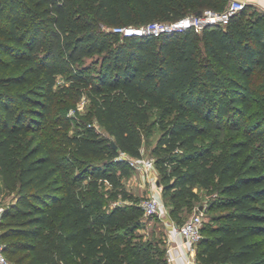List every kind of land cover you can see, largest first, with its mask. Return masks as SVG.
<instances>
[{"label":"trees","instance_id":"obj_1","mask_svg":"<svg viewBox=\"0 0 264 264\" xmlns=\"http://www.w3.org/2000/svg\"><path fill=\"white\" fill-rule=\"evenodd\" d=\"M229 2L0 0V181L12 195L0 228L9 259L171 264L165 237L164 248L127 238L136 214L105 209L103 191L134 168L121 153L142 157L143 130L156 122L158 182L172 218L183 223L195 204L193 183L215 192L199 264H264V8L247 4L201 31L115 30ZM60 77L86 89L88 112L58 110ZM202 137L210 144L199 145Z\"/></svg>","mask_w":264,"mask_h":264},{"label":"rangeland","instance_id":"obj_2","mask_svg":"<svg viewBox=\"0 0 264 264\" xmlns=\"http://www.w3.org/2000/svg\"><path fill=\"white\" fill-rule=\"evenodd\" d=\"M247 4H250V11L254 9L262 10L263 7L258 5L254 0H247ZM96 57V56H95ZM88 58L87 62L95 61L97 58ZM57 89L59 90L58 97V110L65 111L68 110L70 114H74L75 107L83 100H86V103L81 112L86 113L91 109V102L88 96V93L85 88H78L72 86L71 82L65 77H60ZM73 110V113L71 112ZM249 122V121H246ZM98 129L103 133L107 134L105 129L97 126ZM76 128V122L71 123V129ZM143 144L141 147L142 156L152 157L157 160V157L160 153L158 141L161 135V130L159 124L156 122L150 128L143 130ZM211 138L202 137L199 140V145H208L210 144ZM128 157L131 156L124 152ZM133 157V156H131ZM157 179L161 176V171L156 167ZM155 185V182L149 179V176L140 172L136 168H132L128 175L122 176L119 181L109 182L106 181L103 185V191L106 193V205L105 209L109 210L115 206H124L128 211L136 214L134 216V223H137L136 226L132 227V230L127 233V238L137 241H149L157 247H166V244L163 243L166 227L164 225L163 219L159 215H146L137 207V203L151 193V188ZM191 188L198 192L199 196L195 199V204L192 207H187L182 211L181 219H177L180 222L186 221L195 211L200 210L203 207L205 213V220H209V215L213 212L208 211V203L214 194V190L205 189L197 183H193ZM161 189L163 187L161 186ZM12 195L8 194L6 189L3 188L0 181V205L4 206L10 201ZM165 204L171 211L172 203L169 198H165ZM171 214V212H170ZM131 225V224H129ZM100 227V226H99ZM103 227V226H102ZM10 260L12 262L13 259Z\"/></svg>","mask_w":264,"mask_h":264},{"label":"built area","instance_id":"obj_3","mask_svg":"<svg viewBox=\"0 0 264 264\" xmlns=\"http://www.w3.org/2000/svg\"><path fill=\"white\" fill-rule=\"evenodd\" d=\"M247 0H230L226 8L222 11L214 9H206L201 16L188 14L173 22H152L141 27H115V30L122 32L126 35H142V34H155L159 35L162 32L183 30L187 28H194L197 31H201L208 25L223 24L226 25L232 16L237 14L240 10L245 8ZM86 100L83 99L78 105L77 109L80 110L84 107ZM73 113V110L71 109ZM75 113V110H74ZM121 157L128 159L129 163L149 176V179L155 182V185L151 188V193L140 200V205L143 208L146 215H159L169 233V240L175 239L178 235H184L186 240L185 244L188 249L189 256L186 257V264H199L196 253L197 244L201 240L203 234L202 229L205 221V213L203 209L195 211L186 221L183 223L177 222L172 218L169 208L165 204V200L162 195L161 185L158 184L156 175V161L152 157H131L126 156L124 152L121 153ZM3 211V206L0 205V220ZM169 261L173 259L168 255ZM0 264H15L12 262L6 251L5 242L2 238V230L0 228Z\"/></svg>","mask_w":264,"mask_h":264},{"label":"crops","instance_id":"obj_4","mask_svg":"<svg viewBox=\"0 0 264 264\" xmlns=\"http://www.w3.org/2000/svg\"><path fill=\"white\" fill-rule=\"evenodd\" d=\"M258 5L264 8V0H254ZM165 238L167 242L168 255L172 256L173 259L170 261L171 264H186V257L189 256L188 249L185 244V236L178 235L175 239L169 240V233L166 230ZM197 256V252L194 253Z\"/></svg>","mask_w":264,"mask_h":264},{"label":"water","instance_id":"obj_5","mask_svg":"<svg viewBox=\"0 0 264 264\" xmlns=\"http://www.w3.org/2000/svg\"><path fill=\"white\" fill-rule=\"evenodd\" d=\"M196 15L201 16L203 14V10H198L197 12H195ZM114 148H117V144L115 143V141H112ZM158 184H160V182H158ZM200 209H203V207H201Z\"/></svg>","mask_w":264,"mask_h":264}]
</instances>
